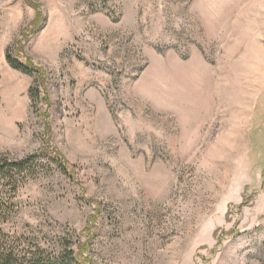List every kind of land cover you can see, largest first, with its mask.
<instances>
[{"label": "rangeland", "instance_id": "374dc122", "mask_svg": "<svg viewBox=\"0 0 264 264\" xmlns=\"http://www.w3.org/2000/svg\"><path fill=\"white\" fill-rule=\"evenodd\" d=\"M33 1L17 46L49 106L5 59L35 10L0 0V157L49 143L67 174L29 179L11 230L95 264H264V0Z\"/></svg>", "mask_w": 264, "mask_h": 264}, {"label": "trees", "instance_id": "16d2710c", "mask_svg": "<svg viewBox=\"0 0 264 264\" xmlns=\"http://www.w3.org/2000/svg\"><path fill=\"white\" fill-rule=\"evenodd\" d=\"M24 1L35 10L34 21L26 34V29L20 31L19 39L14 40L7 49L5 59L12 69L33 77L28 91L33 105L43 103L49 106L44 85L46 72L31 59L24 57L22 60L19 57L20 54L24 55L17 43L36 33L43 22L39 3L33 0ZM37 113L39 117L44 118L46 111H40L39 108ZM50 145L44 144L36 152L20 160L0 157V264H95L86 253L89 248L87 242H81L77 234L56 236L52 243L47 245L36 237H30L28 233L11 230L10 225L14 223L20 211L18 193L25 183L39 175L49 174L53 168L63 175L67 174L63 157Z\"/></svg>", "mask_w": 264, "mask_h": 264}]
</instances>
